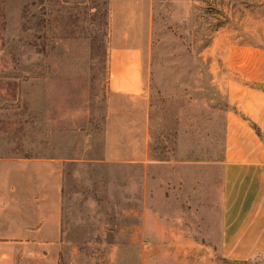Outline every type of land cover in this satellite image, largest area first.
Returning <instances> with one entry per match:
<instances>
[{
    "label": "rangeland",
    "instance_id": "374dc122",
    "mask_svg": "<svg viewBox=\"0 0 264 264\" xmlns=\"http://www.w3.org/2000/svg\"><path fill=\"white\" fill-rule=\"evenodd\" d=\"M245 89L264 0H0V159L64 162L61 252L32 264H264V165L226 163Z\"/></svg>",
    "mask_w": 264,
    "mask_h": 264
},
{
    "label": "crops",
    "instance_id": "0c3cea01",
    "mask_svg": "<svg viewBox=\"0 0 264 264\" xmlns=\"http://www.w3.org/2000/svg\"><path fill=\"white\" fill-rule=\"evenodd\" d=\"M140 61L125 57L110 67V95H132L140 89ZM260 100L264 94L251 92ZM241 110L264 133L262 104ZM253 109V110H251ZM233 123L243 130L236 136L241 150L226 155V163L264 165V139L256 135L248 121ZM246 137L248 142L241 139ZM114 143L105 138L106 161L113 160ZM64 162L50 158L0 159V264H32L37 258L59 257L62 248V197ZM258 252L256 256H262ZM35 260V261H34Z\"/></svg>",
    "mask_w": 264,
    "mask_h": 264
},
{
    "label": "trees",
    "instance_id": "16d2710c",
    "mask_svg": "<svg viewBox=\"0 0 264 264\" xmlns=\"http://www.w3.org/2000/svg\"><path fill=\"white\" fill-rule=\"evenodd\" d=\"M252 129L254 130L256 135L260 137V135H261L260 129L257 126L253 125V124H252Z\"/></svg>",
    "mask_w": 264,
    "mask_h": 264
},
{
    "label": "water",
    "instance_id": "95a60500",
    "mask_svg": "<svg viewBox=\"0 0 264 264\" xmlns=\"http://www.w3.org/2000/svg\"><path fill=\"white\" fill-rule=\"evenodd\" d=\"M259 85H256V87L258 88Z\"/></svg>",
    "mask_w": 264,
    "mask_h": 264
}]
</instances>
